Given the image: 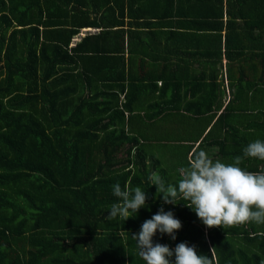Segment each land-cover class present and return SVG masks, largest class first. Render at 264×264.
Here are the masks:
<instances>
[{
	"label": "trees",
	"instance_id": "obj_1",
	"mask_svg": "<svg viewBox=\"0 0 264 264\" xmlns=\"http://www.w3.org/2000/svg\"><path fill=\"white\" fill-rule=\"evenodd\" d=\"M82 28L95 31L71 46ZM250 80L264 85V0H0V264H144L132 235L161 208L182 227L154 244L187 242L212 264H264V234L207 229L188 201L164 204L149 181L188 164L166 170L155 148L190 141L159 128L186 112L221 110L192 139V157L214 147L242 156L264 119L225 137L237 101L222 108V94ZM241 105L264 118V105ZM240 167L259 172L264 160ZM117 182L148 194L125 222L107 219Z\"/></svg>",
	"mask_w": 264,
	"mask_h": 264
},
{
	"label": "clouds",
	"instance_id": "obj_2",
	"mask_svg": "<svg viewBox=\"0 0 264 264\" xmlns=\"http://www.w3.org/2000/svg\"><path fill=\"white\" fill-rule=\"evenodd\" d=\"M243 158L264 160V140L249 143L243 155L235 156L231 163L214 160L206 151L197 150L186 166L177 169L180 178L175 185L166 184L159 172H152L149 181L164 204L176 205L181 198L188 201L184 205L207 229L247 222L264 225V171L250 172L240 167ZM112 194L118 199L108 211V220L120 218L125 222L134 218L148 200L145 188L125 184L122 189L119 182L112 186ZM181 227L174 214L163 208L145 220L139 233L132 235L144 264H212L211 258L198 254L195 245L187 242L177 244L174 250L153 243L157 233L175 240Z\"/></svg>",
	"mask_w": 264,
	"mask_h": 264
},
{
	"label": "crops",
	"instance_id": "obj_3",
	"mask_svg": "<svg viewBox=\"0 0 264 264\" xmlns=\"http://www.w3.org/2000/svg\"><path fill=\"white\" fill-rule=\"evenodd\" d=\"M82 29H88V28H82ZM250 81L252 82L253 87L251 86L250 88H248V86L244 84L242 87H238V94L237 95L235 94V91H236L235 87L230 88V89H229V87H227V88L225 87V91L222 94V102H223L222 108L226 106V104L230 101V99L234 98L233 101H237V102H233L232 108L229 109V113L227 112L225 114V119H224L222 124L226 123V116L231 114L230 119H231V126H232L229 129V131H227V129L223 130L225 137L226 136L230 137L232 135L233 126L235 125V123L238 127H240V129L245 130L244 127L247 125L248 122H253V121L258 122V120H259L258 123H262L261 121L264 119L261 115L259 117L257 114H254V112H255L254 110H248L247 108H243L241 105V103H244L246 100H249V99L256 101V103L258 102L261 105H264V95L262 92H258V91L262 90V87L264 88V85H260V86L257 85L256 86V83H260L258 80L256 82H255V80H250ZM247 88H248V90H247ZM209 98L210 99L212 98L211 94H210ZM169 114H171L170 111L162 113V115H166V116H168ZM220 114H221V110L218 111L215 115H213L212 112H208L205 115L192 113L190 116H187V112H186L184 118L175 116L174 123H168V121H163L162 123L159 124L160 130H162L168 126H173L174 128H176L179 131V133H177V135L183 136V137L186 136V137H188V138H186V140H190L188 142H182L181 145L174 144V145L170 146L171 150H175L177 148L183 149L182 155L176 154V156H178L180 159V162H179L180 164L184 165L185 161L187 163L190 162V160L192 159V152L195 149H197V146L200 142V139L198 141L196 140L197 142L193 141L192 139L194 137H198V135H201L200 137H203L206 134H209L211 129L216 127L215 121H216L218 115H220ZM161 119H163V117ZM227 120H228V118H227ZM152 131H154V130H152ZM197 131L199 132V134H197ZM154 134L159 135L160 133H159V131L158 132L154 131L153 135ZM256 138L260 139V140H264V125L261 124L259 126L256 137L254 136L250 140H256ZM165 140H167V141H162V142L167 143V142L172 141V140H168V139H165ZM188 145H190V147H192V148L189 149ZM213 151L215 152V154L212 155L211 157L214 160L218 159L223 163H231L232 162L231 159L224 158V157L222 158V156H220V154L218 153L217 147H214ZM165 156H166V154L164 153V155L161 158L164 159ZM257 160L259 161L258 158H257ZM163 166L165 167L166 170H170L171 167L175 168V165H171V163L167 160V157L163 160ZM261 171H264V170L262 169ZM261 171H259V172H261ZM163 180H170L171 181L170 183H172V182L178 181L179 176H169L168 178L164 177ZM170 211L172 212L173 210H170ZM240 225H244L245 227H247V229H245L246 233H244L243 236L248 235L247 232H249L251 230L253 231L255 229L258 231L259 234H261V233L264 234V225H258L254 222H247L245 224H240ZM248 236L251 238L250 235H248ZM244 242H246V241L245 240L243 241V245H245Z\"/></svg>",
	"mask_w": 264,
	"mask_h": 264
},
{
	"label": "rangeland",
	"instance_id": "obj_4",
	"mask_svg": "<svg viewBox=\"0 0 264 264\" xmlns=\"http://www.w3.org/2000/svg\"><path fill=\"white\" fill-rule=\"evenodd\" d=\"M182 97H183V95L181 96V98ZM168 98H170V95H168ZM191 114H192V112H188L187 116H190ZM169 123H171V122H169ZM174 144L181 145L182 142H178V141H170L167 143L159 142V144L155 145V148L158 151L157 156L159 158H161L165 153L166 154L165 158L167 157V160L171 163V165H177L180 162V159L178 156H176V154L182 155V152H183V149H181V148L171 150L170 146L174 145Z\"/></svg>",
	"mask_w": 264,
	"mask_h": 264
},
{
	"label": "built area",
	"instance_id": "obj_5",
	"mask_svg": "<svg viewBox=\"0 0 264 264\" xmlns=\"http://www.w3.org/2000/svg\"><path fill=\"white\" fill-rule=\"evenodd\" d=\"M94 31L95 29H92V30L82 29L81 31H79V34L72 39L71 46H74L80 40V38L83 37L84 35L93 33Z\"/></svg>",
	"mask_w": 264,
	"mask_h": 264
}]
</instances>
